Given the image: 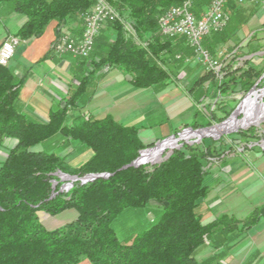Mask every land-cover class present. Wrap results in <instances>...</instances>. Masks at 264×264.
<instances>
[{"label":"trees","instance_id":"obj_1","mask_svg":"<svg viewBox=\"0 0 264 264\" xmlns=\"http://www.w3.org/2000/svg\"><path fill=\"white\" fill-rule=\"evenodd\" d=\"M98 1L0 0L25 16L17 33L22 39L41 36L54 21L57 33L70 20L84 23ZM103 1L118 18L101 30L90 59H84L93 70L82 76L64 103L51 108L47 119H34L23 111L22 80L8 66H0V150L8 139L15 141L0 160V264H212L210 259L199 261L198 250L208 242L219 248L229 235L239 237L255 227L264 216V205L246 219L224 214L204 222L197 209L212 190L207 181L209 146L186 145L152 167H125L153 145L144 142L141 127L125 125L111 114L84 113L97 70L117 68L136 89L160 92L172 82L179 83V73L169 64L175 42L162 36L159 18L183 0ZM210 1L196 0L195 12L200 15V6ZM218 35L208 36L205 45ZM235 59L223 66L219 82L210 71L196 84L209 81L223 95L251 89L252 75L259 72L252 66L233 69ZM229 114L226 110L223 116H211L221 121ZM191 125L199 123L194 120ZM53 143L58 147L49 145ZM41 144L45 148L36 149ZM70 147L88 150L90 155L73 165L69 152L62 150ZM57 172L111 175L76 182L69 191H61V182L53 187L60 179ZM152 202L160 208L153 224L130 242L121 241L115 220L128 209ZM67 210L76 212L75 219L59 226L48 224Z\"/></svg>","mask_w":264,"mask_h":264},{"label":"rangeland","instance_id":"obj_2","mask_svg":"<svg viewBox=\"0 0 264 264\" xmlns=\"http://www.w3.org/2000/svg\"><path fill=\"white\" fill-rule=\"evenodd\" d=\"M254 7L257 8L258 6ZM230 21L231 18L229 20L230 24L228 23L229 26L227 25V31L226 27L223 31L216 32L219 35L213 38L214 40L211 39L212 43L209 44L208 42L206 46L205 39L203 46L208 51L211 50L209 51L211 56L222 62L223 66L237 55L232 65L233 69L244 68L247 70L249 66L245 62V56L251 54L252 51L243 50V48H246L249 42L252 43V38L243 36L234 45H227V37H230L233 31L230 27L232 21ZM256 37H253V39ZM173 42H175L176 48L170 57L169 64L176 74L179 73V83L172 82L165 91L153 97H149V93L145 91H139L128 98H121L122 102L112 105L110 112L116 117L117 121L125 125H138L141 127V137L144 142L153 143V145L143 149L144 151L148 148L157 147L173 135L176 138L183 137L178 142V146L174 149L167 148L163 152L160 161L143 163L150 167L160 164L175 150L183 149L186 145L200 146V148L209 146L211 153L206 159L207 169L209 170L207 181L212 187V191L206 199L201 201L197 209L198 213L204 222H209L224 214L234 216L240 220L246 219L257 207L264 205V174L259 173V171L262 172L261 168H264L262 165L264 162V120L259 124L241 125L224 130L219 134L194 135L190 138H184V135L190 130L192 132L203 131L222 125L236 114L239 120L244 119L246 113L238 110L253 91L260 94L261 97L258 98V101L264 102V52L258 54V56L256 55L258 58L255 57L251 61L250 66L254 68V72H259L258 76L252 75L255 81L252 88L249 90L238 89L233 93L223 95L218 92L215 84L209 81L204 85L196 84L200 77L210 71L214 73V70H210L198 59L194 48L186 42V37L178 36L173 38ZM255 46L256 44H251L252 49ZM227 47L228 49H225ZM261 49L264 50V45H260L256 51ZM220 52H223V54L220 55ZM80 58L90 59V57ZM177 67L180 70L179 72L176 69ZM221 74L222 77L215 74L218 82L223 79V70ZM94 106L97 107V105ZM221 106H225V111H229L230 114L224 120H214L211 116L212 113L218 116L224 115L225 111ZM86 112L84 108V113ZM95 113L89 111L88 114L96 117L104 115V113H98L97 110ZM194 120L199 123L197 127L191 125ZM245 131L248 134L242 133ZM54 144L49 145L54 148L58 147ZM44 148V144L36 146L38 150ZM62 150H64V154L69 152V160L73 165L82 163L90 155L88 150H81L78 147ZM6 154L7 152L2 148L0 157H4ZM56 175L60 179L59 181L54 180L53 187L56 188L61 182V191H69L76 182L84 184L95 180L86 179L91 174L79 176L57 172ZM84 180L87 181L84 182ZM159 210L158 204L152 202L147 207L128 209L121 214L114 222V228L120 240L125 243L130 242L135 235L147 229L153 224ZM75 217L76 212L74 210H67L50 218L47 222L50 226H59L75 219ZM245 234L239 237H236V233L229 235L228 241L219 248H214L211 242H208L198 250L196 256L199 261L210 259L212 264H264V250L256 244L250 243L251 245H248L247 240H244L247 238ZM260 260L261 262L258 263Z\"/></svg>","mask_w":264,"mask_h":264},{"label":"crops","instance_id":"obj_3","mask_svg":"<svg viewBox=\"0 0 264 264\" xmlns=\"http://www.w3.org/2000/svg\"><path fill=\"white\" fill-rule=\"evenodd\" d=\"M209 3L205 2L200 6L201 13ZM254 6L258 7L255 8ZM226 11L230 15L232 21L230 27L233 30L231 36L227 37L226 44L234 45L243 36L251 37L252 41H250L252 43L249 42L246 48H243V50L252 51L251 54L245 56V62L250 66L251 61L258 54L264 52L263 49L256 51L260 45H264V28H262L264 26V3L238 5L232 1L227 4ZM25 20L24 15L12 11L6 2H0V47L3 41L10 36H17L21 40L17 46L15 56L8 66L16 77L22 80L20 89L21 108L32 118L45 120L51 108L64 103L63 100L75 90L82 76L93 69L88 61L71 53L58 54L53 49L54 41L63 31L70 32L75 38L81 37L83 21L70 20L62 26L58 33L56 31L57 22L54 21L47 26L41 36L22 39L17 33ZM253 37L256 38L253 39ZM251 44H256V46L252 49ZM225 49H228V47ZM90 90L92 96L89 98L85 109L88 113L91 111L94 114L96 110L98 113H104V115H101L103 117L107 114L112 115L110 108L112 105L122 102L121 98H128L139 91H145L149 93V97H153L166 89L160 92L152 88L136 89L129 83L127 76L121 70L105 68L97 70L93 74V83ZM94 105H97V107ZM112 116L116 119L114 115ZM14 144L13 139H8L3 149L7 152V149ZM4 157H0V160ZM262 165L264 166V162ZM261 169L262 172L259 171V173L264 174V168ZM262 218L255 227L246 232L247 238L243 239L247 240L248 245L250 243L256 244L264 250V216ZM260 262L261 260L258 263ZM81 264L91 263L85 261Z\"/></svg>","mask_w":264,"mask_h":264},{"label":"built area","instance_id":"obj_4","mask_svg":"<svg viewBox=\"0 0 264 264\" xmlns=\"http://www.w3.org/2000/svg\"><path fill=\"white\" fill-rule=\"evenodd\" d=\"M232 1L238 5L264 3V0H211L208 7L198 15L195 12L196 0H183L180 5L171 7L160 16L159 31L165 38L186 37V42L194 48L198 59L210 70H214L218 77H222L223 63L211 56L203 42L212 33L221 32L227 27L230 15L226 6ZM117 18V12L100 0L85 17L82 36L75 38L70 32L63 31L54 41L53 49L58 54L71 53L76 57L88 58L93 53L101 30ZM20 41L17 36H10L3 41L0 47V66H9Z\"/></svg>","mask_w":264,"mask_h":264},{"label":"bare ground","instance_id":"obj_5","mask_svg":"<svg viewBox=\"0 0 264 264\" xmlns=\"http://www.w3.org/2000/svg\"><path fill=\"white\" fill-rule=\"evenodd\" d=\"M261 97L260 94L257 91H253L246 99L244 104L241 106V108L238 110L244 111L246 113V116L244 119L239 120L237 118V114L231 118L226 123L216 126L214 128H210L207 130H199L192 132L191 130L187 132L184 135V138H190L191 136L196 135H204V134H219L220 132L224 130H228L231 128H235L238 126H249L252 124H259L261 121L264 120V102L261 103L258 101V98ZM183 137L180 136L179 138L171 137L164 142H162L160 145H158L155 148H150L142 152L139 161L142 163L145 162H157L160 161L163 157V152L167 149H174L176 146H178V142Z\"/></svg>","mask_w":264,"mask_h":264},{"label":"water","instance_id":"obj_6","mask_svg":"<svg viewBox=\"0 0 264 264\" xmlns=\"http://www.w3.org/2000/svg\"><path fill=\"white\" fill-rule=\"evenodd\" d=\"M190 129L194 130L193 128H190ZM172 137H175V135H173ZM148 149H150V148H148ZM142 151H144V150H142ZM142 151H141V152H142ZM139 159H140V157L137 158L135 161H133L131 164L126 165L125 167H129V166H136V167H138L139 165L143 164L142 162L139 161ZM110 175H111L110 173L91 174V175L88 176L86 179H90V180H92V179H97V178H100V177L107 178V177H109ZM86 181H87V180H84V182H86Z\"/></svg>","mask_w":264,"mask_h":264}]
</instances>
